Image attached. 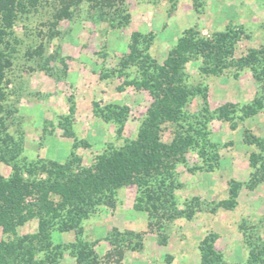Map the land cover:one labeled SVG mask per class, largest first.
<instances>
[{
	"label": "rangeland",
	"instance_id": "obj_1",
	"mask_svg": "<svg viewBox=\"0 0 264 264\" xmlns=\"http://www.w3.org/2000/svg\"><path fill=\"white\" fill-rule=\"evenodd\" d=\"M65 1L71 3L63 5ZM69 1L38 0L35 8L18 16L7 39L5 50L14 51L9 52L4 82L0 137L22 143L21 156L28 160L63 163L72 156L75 165L88 168L105 148L136 139L152 98L147 90L126 83L138 75L136 66L121 68L134 31L148 35L149 45L141 42L140 47L148 45L147 54L159 62L191 27L206 36L237 30L235 58L264 45V0H127L131 21L117 29L91 18L88 2ZM61 6L70 17H57ZM201 63L190 61L186 72L189 83L208 87L209 138L217 145L219 160L202 157L199 148L190 151L175 172L176 203L159 205L153 215L134 208L137 187L123 184L112 204L99 206L79 227L52 232V243L62 245L56 264H82L77 255L83 244L92 252L88 264H204L201 246L207 241L221 256L209 264H247L251 248L264 249V155L244 141L246 132L264 138V106L256 115H243L256 98L264 105V79H257L249 67L205 75ZM202 103L194 98L190 112L201 116ZM225 104H233L236 112H218ZM122 107L127 113L117 121L110 109ZM103 110L111 120L101 116ZM10 172L1 162L0 174ZM232 181L240 185L235 207L218 206L229 197ZM165 210L195 211L191 217L167 218ZM37 230V219L18 227L20 235ZM129 232H145L142 248H134L136 238Z\"/></svg>",
	"mask_w": 264,
	"mask_h": 264
},
{
	"label": "trees",
	"instance_id": "obj_2",
	"mask_svg": "<svg viewBox=\"0 0 264 264\" xmlns=\"http://www.w3.org/2000/svg\"><path fill=\"white\" fill-rule=\"evenodd\" d=\"M126 1L76 0L74 4L88 2L89 9L93 10L91 18L108 21L111 28L117 29L131 21ZM65 2L63 5L71 3ZM37 5L38 0H0V111L7 98L4 82L10 53L14 51V48L10 53L5 50L7 39L18 16ZM66 10L61 6L57 17H70ZM238 38L239 32L232 28L206 36L196 27H191L182 33L163 61L159 62L146 52L149 48L148 35L134 31L128 44L129 50L120 60L121 68L137 67L138 75L126 83L147 90L152 101L142 118L136 139L126 140L120 147L105 148L92 167L75 165L72 156L63 163L40 157L28 160L21 156L22 143L14 142L12 137L3 140L0 137V163L11 167L8 176L0 174V228L5 235L0 240V264H56L62 254V245L52 243V232H66L79 227L99 206L112 204L113 195L123 184L137 187L136 210L153 215L159 210V205L167 202L175 204L173 190L178 185L175 183V172L180 163L186 162L188 153L199 148L202 157L208 156L216 162L219 160L215 151L217 145L209 138L208 121L212 115L207 102L208 87L189 83L187 64L192 60H201V73L214 76L223 75L229 69L249 67L255 71L257 79H264V45L235 58ZM141 42H148L144 50L140 47ZM106 76L104 74L103 78ZM196 97L203 101L201 116L189 109ZM263 106L262 100L256 98L243 108V115H256ZM110 111L114 112L117 121H121L127 107L119 110L111 108ZM218 112L228 115L236 109L233 104H225ZM101 116L111 120V115L104 110ZM3 128L0 122V130ZM121 131L122 124L118 129L119 133ZM244 141L256 145L264 155V138L246 132ZM83 145L88 144L83 142ZM74 146H77L76 142ZM255 155L251 159L256 163ZM239 188V183L232 181L229 197L221 200L218 206L234 208ZM194 211L173 214L165 210L163 214L167 218L179 215L191 217ZM32 219L38 220L37 232L20 235L18 227ZM144 234L129 232L130 237L136 238L135 249L143 247L140 241ZM107 238L113 243L111 237ZM160 242L165 244L166 239ZM85 246L80 245L77 255L82 264L89 263L92 253L86 251ZM201 252L204 264L221 257L210 241L204 242ZM263 255L264 249L251 248L247 264H264Z\"/></svg>",
	"mask_w": 264,
	"mask_h": 264
}]
</instances>
